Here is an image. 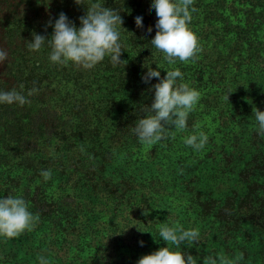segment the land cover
<instances>
[{"label": "trees", "instance_id": "1", "mask_svg": "<svg viewBox=\"0 0 264 264\" xmlns=\"http://www.w3.org/2000/svg\"><path fill=\"white\" fill-rule=\"evenodd\" d=\"M93 2L115 9L123 20V63L113 66L105 57L85 70L53 64L47 45L33 52L27 43L33 33L50 38L60 13L78 29L89 0L84 5L0 0V51L6 53L0 92L15 90L27 101L0 103V198L22 197L39 215L17 248L0 237V264H40L37 252L43 245L79 237L96 220L106 240L119 228L126 234L137 220L134 212L140 216L156 202L169 210L166 225L198 229L200 243L177 247L162 239L152 251L168 246L199 257L197 264L209 255L227 256L234 264H264V136L253 113V108L264 111V0H194L188 27L201 51L194 62L174 65L150 42L157 20L152 0ZM149 68L159 71L160 79L178 68L183 80L177 83L200 93L186 131L170 129L151 147L132 131L147 117L145 107L154 98L150 89L159 83L156 78L143 82ZM198 131L208 140L195 151L184 139ZM139 168L148 172L143 180L133 175ZM46 170L51 172L47 181L41 175ZM106 240L81 264L110 263Z\"/></svg>", "mask_w": 264, "mask_h": 264}, {"label": "clouds", "instance_id": "2", "mask_svg": "<svg viewBox=\"0 0 264 264\" xmlns=\"http://www.w3.org/2000/svg\"><path fill=\"white\" fill-rule=\"evenodd\" d=\"M77 5H84V0H74ZM194 0H152L151 8L155 10L157 17L156 34L150 41L157 52L162 53L164 60L169 65L177 61L182 63L194 62L201 51L197 36L189 29L191 13L196 9L191 7ZM86 14L79 19L80 27L77 29L64 13H60L53 26L50 38L33 33L31 42L27 43L30 51L36 52L47 45L51 51L49 60L53 64L68 66L74 65L85 70L93 69L105 57H110L113 66L123 61L120 60L121 43L120 29L123 20L119 12L113 8H106L98 2L89 0ZM142 17L135 18L137 28L143 26ZM51 25V21H49ZM126 31L125 29H123ZM147 31L151 33L152 28ZM133 36L132 33H129ZM6 59V53L0 51V62ZM152 78L159 80L152 86L154 98L150 107H145L148 113L146 118H141L132 129L142 145L151 147L167 138L170 129L184 132L187 129V118L195 110L199 100V91L189 87L187 83H177L179 78L183 80V74L177 68L169 70L163 79L160 72L151 68L142 80L148 83ZM23 88V85L20 86ZM36 89L29 91L31 96ZM228 101V95L225 97ZM26 98L15 90L0 92V103H18L24 105ZM255 120L258 124V132L264 136V111L253 108ZM199 128L198 125L195 126ZM171 135H175L172 132ZM208 137L203 131H198L184 139L186 146L200 151L207 143ZM44 180L51 177L50 170L41 172ZM39 215H33L28 210V203L19 196H7L0 198V237L13 239L19 237L25 231H32ZM159 237L167 245L179 247L187 243L189 247L200 243L198 229L184 230L179 224L172 227L162 225L159 228ZM141 246L143 242L141 241ZM241 253L236 260L242 259ZM40 264H48L45 257L39 258ZM199 257H193L182 251H171L170 248H160L152 254L142 256L137 264H197ZM202 264H234L232 259L220 255H211L203 258Z\"/></svg>", "mask_w": 264, "mask_h": 264}, {"label": "rangeland", "instance_id": "3", "mask_svg": "<svg viewBox=\"0 0 264 264\" xmlns=\"http://www.w3.org/2000/svg\"><path fill=\"white\" fill-rule=\"evenodd\" d=\"M145 164L146 160L142 162L141 168H143ZM146 167L144 168L146 169ZM141 168H139L138 171L132 172L135 178L143 180L148 176V172L142 173ZM161 204L162 203L159 202L154 203L150 207L149 211L147 210L146 213L143 212L140 216L136 215L134 212V216L137 220L132 224L133 226L131 229H128V233L126 232V234L124 231H120L119 229L121 228H119L116 232L114 231L115 233L111 234L112 238L106 240L102 232L101 221L96 220L90 229H86V231L83 232L81 236L79 235V237L77 235L76 237L72 236L73 238L68 239L60 238L57 243L58 245H54V247H47L43 245L37 252V256L41 257L43 253H47L48 264H59L61 260L62 262L66 261L70 264H81L90 256L91 253L94 252V248L97 247L98 243H102L106 240L108 243H111L110 255L113 257L111 262L108 264H137V261L142 256L149 255L154 252L151 250V245L155 244L159 245V247L162 245V238L159 237V228L160 226L167 224L166 217L169 210L166 208L163 209ZM129 215L131 216L132 214ZM159 217L162 219H159ZM140 219L145 221H141ZM139 223H142L143 226L141 230L137 231L135 228L139 226ZM145 223H147L146 227L148 229L153 230L152 232L144 230ZM117 227L118 226H116V229ZM210 231L211 229H207V232ZM19 237L13 239H2L5 244L7 243L9 246L14 245V247L17 248ZM157 238L159 240V244H157ZM61 239L63 241H61ZM141 241L143 242V246H141ZM80 247L83 248L82 254H78V249Z\"/></svg>", "mask_w": 264, "mask_h": 264}]
</instances>
